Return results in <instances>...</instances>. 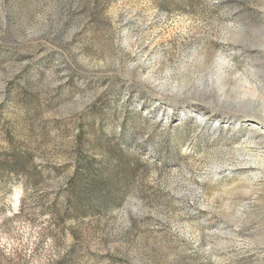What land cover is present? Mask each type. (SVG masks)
<instances>
[{"label": "rangeland", "instance_id": "obj_1", "mask_svg": "<svg viewBox=\"0 0 264 264\" xmlns=\"http://www.w3.org/2000/svg\"><path fill=\"white\" fill-rule=\"evenodd\" d=\"M0 264H264V0H0Z\"/></svg>", "mask_w": 264, "mask_h": 264}]
</instances>
